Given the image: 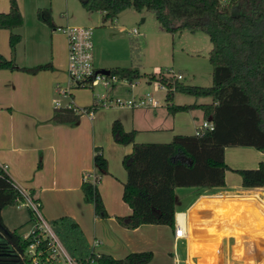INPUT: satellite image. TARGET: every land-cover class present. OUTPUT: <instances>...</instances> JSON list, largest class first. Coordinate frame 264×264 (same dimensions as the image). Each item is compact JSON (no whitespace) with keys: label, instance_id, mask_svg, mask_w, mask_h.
I'll use <instances>...</instances> for the list:
<instances>
[{"label":"crops","instance_id":"0c3cea01","mask_svg":"<svg viewBox=\"0 0 264 264\" xmlns=\"http://www.w3.org/2000/svg\"><path fill=\"white\" fill-rule=\"evenodd\" d=\"M88 13L90 18L94 12ZM63 74V70L55 71V67L35 74L20 69H0V166H6L14 182L42 201L48 220L71 217L79 224L89 245L95 238L100 239L101 243L95 246L96 252L116 259L125 258L132 252H157L150 235L164 227L163 231L168 228L174 236V229L168 225L151 224L129 229L117 221V216L133 212L123 199L127 172L119 165V161L133 151V145L115 142L112 124L118 119L127 131L136 130L138 143H168L176 135H195L205 120L203 111L194 108L172 114L166 101L164 110H159L160 104L149 107L150 110L125 107L131 110V114L122 113L125 108L120 106L108 109L109 112L96 111L99 108H95L91 115L81 114L75 123H58L54 115L59 108L73 104L88 109L98 104V100L93 106L80 100L74 102L76 98L72 92H59L57 85ZM134 87L129 85L126 88L132 90ZM122 88L123 85L119 84L106 87L110 90L107 97H114ZM207 98L210 101L185 104L213 102L212 98ZM101 146L108 163L105 176L114 188L109 195L99 182L100 194L109 213L107 218L96 216L94 204L85 200L82 188L86 179L94 177L97 169L95 148ZM225 161L231 168L226 172L225 188L176 189V212L180 221L186 217L187 222L186 239H180L186 241L187 262L226 264L223 261L227 251L223 244L233 237L235 259H240L243 264H264V188L247 189L260 190L261 193H238L246 189L242 186L241 175L234 171L257 168L264 161V152L254 147H226ZM9 207L13 206L3 208L1 215L3 223L13 230L21 223L5 216ZM30 221L26 222L30 224ZM180 240L176 241L174 237L175 245ZM253 240L255 248L250 251L249 242Z\"/></svg>","mask_w":264,"mask_h":264},{"label":"trees","instance_id":"16d2710c","mask_svg":"<svg viewBox=\"0 0 264 264\" xmlns=\"http://www.w3.org/2000/svg\"><path fill=\"white\" fill-rule=\"evenodd\" d=\"M87 12H102L104 22L115 19L124 10H153L158 22L170 33L187 28L206 32L212 43L209 60L213 66L211 86L188 85L177 78L153 74L167 87V107L172 114L199 108L204 118L214 124L213 130L201 135H176L168 143H138L136 130L127 131L120 120L112 124V136L120 144H132L133 151L123 158L127 181L123 199L133 212L117 216L118 223L129 229L146 224L168 225L175 228L176 189L202 188L216 190L226 187V172L231 170L225 161L226 147H254L264 152V0H81ZM39 18L52 28V12L48 8L38 11ZM24 18L17 0H10V10L0 13V29L11 30L22 26ZM21 41V35L12 33V48ZM51 64L20 67L13 59L0 54V69H20L32 74L51 68ZM120 79L134 81L142 77L139 68L107 70ZM176 93L196 98L210 97L212 103L184 104L174 102ZM97 108L95 104L87 110ZM80 113L65 107L56 110L58 123H75ZM96 168L108 172V163L102 148L96 147ZM245 189L264 188V161L257 168L236 169ZM83 182L85 200L94 204L99 218L109 217L99 190L97 174ZM264 194V191H263ZM19 193L13 179L0 166V212L15 206ZM8 242L5 246L12 264H31L21 258L27 246L17 229L10 230L0 213ZM52 225L69 253L84 262L91 253L79 224L64 216ZM152 251L132 252L116 259L108 254L95 256L97 264H149Z\"/></svg>","mask_w":264,"mask_h":264},{"label":"rangeland","instance_id":"374dc122","mask_svg":"<svg viewBox=\"0 0 264 264\" xmlns=\"http://www.w3.org/2000/svg\"><path fill=\"white\" fill-rule=\"evenodd\" d=\"M17 2L24 23L13 30L9 28L0 29V54L7 59H13L20 67L32 68L37 65L48 63L53 65L54 63L55 66L51 67H55V71L63 70L64 72L63 79L58 81L64 88L69 85L67 38L64 33L55 31L54 28L39 18L38 11L40 9L48 8L51 10L56 26L85 24L83 26L93 27L96 68L100 70L129 67L140 69L141 78L134 81L121 79L117 83L123 85V88L119 89L120 91L116 92L113 98L119 97L123 100H129L135 96L139 97L150 93L160 101L159 110H164L167 89L161 88L159 82L152 80L151 76L153 74L157 76L166 75L170 69L176 73H182L184 78L180 81L185 84L199 86H211L213 84V66L209 60L212 43L208 34L202 30L191 31L184 28L175 33H170L158 22L153 10L139 12L134 7L124 10L115 19L104 22L100 12H94L89 18V13L82 6L81 0H17ZM9 10L10 0H0V13ZM134 29H138L139 33H132ZM12 33L21 35V41L15 48H12L10 44ZM54 58L56 59L54 60ZM131 82L135 85L132 90L126 88ZM70 92L73 93V98H76L74 102L80 100L93 106L97 94L100 96L102 94L107 95L110 90L100 84L95 88L72 86ZM195 101L208 102L210 99L207 97L196 98L182 93H176L174 98V102L177 104ZM65 102L66 100L63 103ZM77 103L79 104V102ZM79 105L83 106L84 104ZM97 108L99 109L96 111L109 112L108 109L119 108V106H100ZM139 110H150V108L143 107ZM130 111L126 108L122 109L124 114H131ZM101 148L104 154V149L102 146ZM238 148H242V146H238ZM105 158L107 159L106 156ZM119 165L123 166L121 160ZM123 168L125 169L124 166ZM94 173V176L97 174L100 176V184L103 183L102 189L111 195L114 188L111 183H108L106 173L101 176L98 169ZM91 179L94 180V178ZM248 191L260 192V190L247 189L237 192L246 193ZM4 214L6 217L11 216L13 220L20 221V226L16 228L20 234L31 228L32 215L28 208H19L15 205L6 209ZM28 219H31L30 224L26 222ZM162 228L160 232H154V235H150L156 245L157 252H153L154 257L149 264H175L176 253L180 255L183 264H189L187 262L188 252L185 249L186 241L180 240L175 245L172 232L168 228L163 231ZM254 243H256L254 240L249 242L250 251L254 250ZM223 245L227 251L224 263L243 264L240 259H235L233 256V247L236 245L233 237Z\"/></svg>","mask_w":264,"mask_h":264},{"label":"built area","instance_id":"2783aa9c","mask_svg":"<svg viewBox=\"0 0 264 264\" xmlns=\"http://www.w3.org/2000/svg\"><path fill=\"white\" fill-rule=\"evenodd\" d=\"M55 31L62 32L67 38L68 47V77L69 85L62 87L57 85L59 92L64 94H70L72 86L76 87H96L102 84L105 87H113L121 79L118 75L111 74L106 70H98L94 65V42H93V27L90 26H72L70 24L66 26H57ZM134 34H138V29H134ZM172 76L178 80L183 79V74L176 73L173 70H169L166 74ZM160 84V83H159ZM130 86H134L131 82ZM161 88L167 89L163 84H160ZM98 106L112 107L120 106L127 108H142V107H157L159 106V100L155 99L150 93L139 97H133L129 100H123L119 97L108 98L107 95H98ZM68 107L73 108L76 112L83 114H92L85 108L75 107L70 104ZM214 124L211 120L205 119L198 127L196 135H201L205 130H213ZM5 172L6 166H1ZM15 188L18 190V197L16 206L19 208H28L32 215L31 228L21 234L24 241H27V246L23 252H18L21 258L28 259L31 264H97L95 256L101 254L95 251V246L100 244L101 241L98 238L94 239L93 244L90 245L91 253L89 257L84 261L75 259L67 250L59 235L56 233L52 221L48 220L43 211V203L39 198H35L32 192L23 186L14 182ZM187 222L186 217L180 221L179 213L176 215V222L174 228V237L178 241L180 239H186ZM175 264H183L181 262L180 255L175 254Z\"/></svg>","mask_w":264,"mask_h":264},{"label":"flooded vegetation","instance_id":"af4514ba","mask_svg":"<svg viewBox=\"0 0 264 264\" xmlns=\"http://www.w3.org/2000/svg\"><path fill=\"white\" fill-rule=\"evenodd\" d=\"M7 242L8 238L5 234L3 225L0 222V264H12V262H10L9 252L5 248Z\"/></svg>","mask_w":264,"mask_h":264},{"label":"water","instance_id":"95a60500","mask_svg":"<svg viewBox=\"0 0 264 264\" xmlns=\"http://www.w3.org/2000/svg\"><path fill=\"white\" fill-rule=\"evenodd\" d=\"M107 71V70H106Z\"/></svg>","mask_w":264,"mask_h":264}]
</instances>
